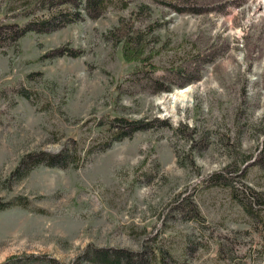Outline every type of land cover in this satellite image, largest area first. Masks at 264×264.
<instances>
[{
  "label": "rangeland",
  "instance_id": "rangeland-1",
  "mask_svg": "<svg viewBox=\"0 0 264 264\" xmlns=\"http://www.w3.org/2000/svg\"><path fill=\"white\" fill-rule=\"evenodd\" d=\"M57 1L0 0V25L16 30ZM110 3L0 40V198L13 202L0 209V263L70 264L93 244L150 264H264V0ZM139 32L145 47L127 58ZM182 65L201 79L181 87ZM146 68L158 85L136 82ZM190 88L177 119L158 102ZM117 116L148 124L98 151ZM44 151L82 156L11 178Z\"/></svg>",
  "mask_w": 264,
  "mask_h": 264
},
{
  "label": "trees",
  "instance_id": "trees-1",
  "mask_svg": "<svg viewBox=\"0 0 264 264\" xmlns=\"http://www.w3.org/2000/svg\"><path fill=\"white\" fill-rule=\"evenodd\" d=\"M111 0H58L57 2L51 4L47 8V14L42 18H37L26 22L23 25L15 28L11 25H0V40L3 41L5 39H11L14 44L18 45V40L20 37L27 34L29 31L34 30L39 33L50 32L56 29H59L65 22L66 18L68 21L73 20L77 15L80 14L81 8H84L92 17H99L102 13H104L108 8ZM113 1V0H112ZM12 29V31H11ZM127 33V31H126ZM137 37V41L130 42V47L125 43V55L128 58L131 54L132 56L141 54L144 45V33L139 32ZM124 35V34H123ZM129 35V33H128ZM129 38V36H128ZM1 46V45H0ZM67 50V49H65ZM59 54L64 52V49L58 50ZM77 55V53H73ZM197 60H193L191 64H197ZM190 64V65H191ZM189 65L178 66L175 69L177 70V74L182 76L183 79L180 84L181 87H184L192 82L200 80L202 77L201 69L197 67L192 71L187 68ZM149 68L144 70V78L136 81L140 84L142 81V85L151 86L152 83L159 84V80L155 78L156 76L150 75ZM176 72V71H175ZM138 72L135 74L137 75ZM141 82V83H142ZM173 88L171 86L161 85L156 88V92H169L172 91ZM20 94L25 95L22 90H19ZM148 123L143 119H131L127 117H114L109 121L108 127V138L104 140L102 143H99V150L103 151L112 146L115 141L123 140L127 137H130L134 132L138 130H142L146 128ZM117 127V129H116ZM92 149L89 148L85 150V155L89 154ZM261 156H264V147L261 149ZM39 156L37 154H27L22 157L19 164L11 173V178L18 177L22 178L29 171L39 166V164H46L49 166H67L71 162L78 161L82 153H78L79 156L76 157L77 153L64 151L57 154L49 153V152H39ZM29 166L28 169L25 167ZM24 167V168H23ZM13 204V202H12ZM10 201L3 200L0 198V209H6L7 207L12 205ZM155 254V252H154ZM0 264H67L63 263L57 258L48 256L46 254H29L23 256H11L7 258L4 262ZM70 264H150L149 259L147 258V253L144 251L136 252L132 249L128 248H112V247H97L93 244H89L85 250L77 256V258Z\"/></svg>",
  "mask_w": 264,
  "mask_h": 264
},
{
  "label": "bare ground",
  "instance_id": "bare-ground-1",
  "mask_svg": "<svg viewBox=\"0 0 264 264\" xmlns=\"http://www.w3.org/2000/svg\"><path fill=\"white\" fill-rule=\"evenodd\" d=\"M191 88L175 92L170 95H165L159 98L158 102L162 107L166 110L167 114L174 117V119L178 118L177 115V106L182 105L186 108L191 101Z\"/></svg>",
  "mask_w": 264,
  "mask_h": 264
}]
</instances>
